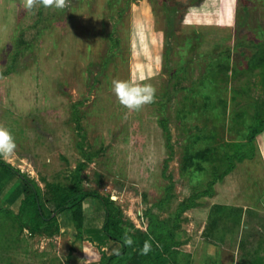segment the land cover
Segmentation results:
<instances>
[{"label": "rangeland", "instance_id": "rangeland-1", "mask_svg": "<svg viewBox=\"0 0 264 264\" xmlns=\"http://www.w3.org/2000/svg\"><path fill=\"white\" fill-rule=\"evenodd\" d=\"M247 2L71 0L62 10L27 11L22 0H0V124L17 144L13 157L0 160L41 194L79 188L113 198L123 219L144 232L147 214L170 225L180 205L208 188L214 167L222 170V155L250 144V156L232 159L211 192L180 212L173 258L264 264V129L245 138L246 127L264 119V50L251 70L232 75L230 58L229 71L206 76L217 86H197L210 59L264 47V0ZM113 79L151 83L155 102L129 112ZM207 96L223 102L218 114L200 108ZM197 151L205 155L195 160L206 162L192 173L185 164ZM24 188L12 177L0 207L15 213ZM83 203L86 226L98 227L101 208L94 199ZM218 204L241 208L239 223L216 222L206 239L209 208ZM56 223L51 236L5 232L16 241L0 243V264H98L101 252L119 249L74 238L69 212Z\"/></svg>", "mask_w": 264, "mask_h": 264}, {"label": "trees", "instance_id": "trees-1", "mask_svg": "<svg viewBox=\"0 0 264 264\" xmlns=\"http://www.w3.org/2000/svg\"><path fill=\"white\" fill-rule=\"evenodd\" d=\"M241 1L243 8L249 4L247 2L248 0ZM261 49L264 50L263 45L257 46L254 52L248 53L240 49L234 54V57H230L226 52L221 54L219 56L220 58L210 59V62L204 70V74L200 76V81L197 83L198 89H202V86L205 85L211 88L217 86L215 81L209 78V83H206V76L210 71L215 73L229 71L228 62L230 58L231 65L236 67L230 70L232 75L240 73L237 69L241 67L251 70L254 68L256 62L259 61ZM211 91H214V89H211ZM203 99L200 108L205 112L215 110V114H218V109L215 106H221L223 103L221 99H212L209 96ZM237 115L241 114L238 113ZM262 129H264V119L259 121L258 124L247 126L245 138L250 142L252 137ZM250 149L252 147L249 144L248 151L239 150L231 156L222 155L220 162L224 163V167L221 171H216L217 169L214 167L213 179L210 183H207V187L210 188L215 182V179H220L230 171L233 160L240 161L243 157L250 156ZM199 152L197 151V153L188 157L186 161L185 166L192 167V173L203 171L206 161L195 160V158L200 156L199 159H202L205 153ZM12 177H16L17 180L25 185V188L21 192V200L15 213H12L9 209L0 207V243L4 245L12 241L11 239L13 238L8 234L10 230L19 234L25 229L30 236L34 234L51 236L52 233L58 232L56 216L61 212H69L70 221L76 232L74 238L81 240L83 238L82 236L85 235L83 240L96 245L97 248L103 247L107 242H114L119 245L118 251L112 255H105L101 252L98 264H176L173 258V255L176 254L173 248L178 245L174 235L177 223L176 218L182 210L193 207L194 200L197 197L208 195L211 192L207 188L206 190L197 191L189 197L188 204H182L176 210V215H174V220L170 225L158 221L154 216L146 213L145 231L141 232L134 228L130 222L123 219L119 209L109 198H102L96 193L81 191L79 188H73L71 191H63L52 187L49 192L41 194L38 187L24 175L0 160V189L8 184ZM87 198L96 200L99 208H101L102 219L99 227H88L85 224L82 205ZM240 217L241 208L239 209L238 207L230 205H212L209 208L203 236L207 239V235L214 229L216 222L222 223L225 219L231 218V221L237 226ZM48 231L52 232L48 233ZM126 234L133 240L131 246L125 244ZM145 241H149L152 245L151 251L147 255L141 252Z\"/></svg>", "mask_w": 264, "mask_h": 264}, {"label": "clouds", "instance_id": "clouds-1", "mask_svg": "<svg viewBox=\"0 0 264 264\" xmlns=\"http://www.w3.org/2000/svg\"><path fill=\"white\" fill-rule=\"evenodd\" d=\"M71 0H22L23 8L27 11H32L38 5L44 8L65 9L69 7ZM233 7L236 0H231ZM144 78L141 77V80ZM112 91L117 97L120 105L129 112H138L145 105H149L156 100V88L151 83L136 82L133 79L112 80ZM17 144L15 137L10 130L0 124V157L11 158L15 155ZM133 240L127 234L125 235V244L131 246ZM152 245L149 241L144 242L141 249L142 254L147 255L151 251Z\"/></svg>", "mask_w": 264, "mask_h": 264}, {"label": "crops", "instance_id": "crops-1", "mask_svg": "<svg viewBox=\"0 0 264 264\" xmlns=\"http://www.w3.org/2000/svg\"><path fill=\"white\" fill-rule=\"evenodd\" d=\"M219 205H222V204H219ZM84 208H85V207H83V209H84ZM87 208H88V207H87ZM99 226H100V225H98V227H99ZM61 230H62V229H60V231H61ZM85 242L89 245V242H87V241H85ZM108 243H109V247L112 248L113 251H115V250L118 248V244H117V243H114V242H107V243H106V246L108 245ZM104 249H105V248H104ZM106 249H107V248H106ZM106 249H105V250H106ZM102 250H103V248H102ZM103 251H104V250H103ZM113 251H112V252H113Z\"/></svg>", "mask_w": 264, "mask_h": 264}, {"label": "water", "instance_id": "water-1", "mask_svg": "<svg viewBox=\"0 0 264 264\" xmlns=\"http://www.w3.org/2000/svg\"><path fill=\"white\" fill-rule=\"evenodd\" d=\"M110 200H113V198H110Z\"/></svg>", "mask_w": 264, "mask_h": 264}]
</instances>
